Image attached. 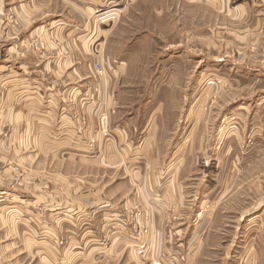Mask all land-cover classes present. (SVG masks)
Listing matches in <instances>:
<instances>
[{
  "label": "rangeland",
  "instance_id": "1",
  "mask_svg": "<svg viewBox=\"0 0 264 264\" xmlns=\"http://www.w3.org/2000/svg\"><path fill=\"white\" fill-rule=\"evenodd\" d=\"M218 1L138 0L109 39L133 66L120 82L148 129L123 133L142 150L73 151L75 136L31 134L3 99L0 264H175L190 250L200 264H264V7Z\"/></svg>",
  "mask_w": 264,
  "mask_h": 264
},
{
  "label": "crops",
  "instance_id": "2",
  "mask_svg": "<svg viewBox=\"0 0 264 264\" xmlns=\"http://www.w3.org/2000/svg\"><path fill=\"white\" fill-rule=\"evenodd\" d=\"M137 1L0 0V120L5 101L10 119L25 121L31 134L75 136L65 142L73 151L142 150L143 144L128 142V134L123 133L126 127L130 135L139 131L133 124L143 110L141 103H128L132 100L126 99L120 82L133 66L128 59L112 58L108 51L109 39L124 20L128 7L135 6ZM229 1H218L216 5L227 8ZM246 1L247 4L234 7L236 15L244 7H264V0ZM6 14L15 18V26L6 24ZM38 46L42 48L37 49ZM3 61L8 64L4 66ZM98 65L103 66L105 75L98 74ZM111 66L118 69L117 75L109 74ZM6 85L10 86L5 88ZM85 92L91 96L85 97ZM157 97L145 100L144 107L154 104ZM104 115L114 121L109 135L98 131ZM151 115L154 117L155 113ZM92 138L105 142L93 144ZM134 160L128 163L141 167ZM197 222L193 219L187 229L195 230ZM156 232L158 235V231L151 229L152 246L153 241L158 242ZM196 242L189 238L179 246L186 245L189 250ZM207 244L203 241L202 247ZM191 253L187 252L185 262L175 254L174 263L200 264L201 259L189 257Z\"/></svg>",
  "mask_w": 264,
  "mask_h": 264
},
{
  "label": "built area",
  "instance_id": "3",
  "mask_svg": "<svg viewBox=\"0 0 264 264\" xmlns=\"http://www.w3.org/2000/svg\"><path fill=\"white\" fill-rule=\"evenodd\" d=\"M97 69L100 74L103 73V68L100 65L97 66ZM102 123H103V127L106 129L105 133H108L109 126H108V118L106 116L102 117Z\"/></svg>",
  "mask_w": 264,
  "mask_h": 264
}]
</instances>
